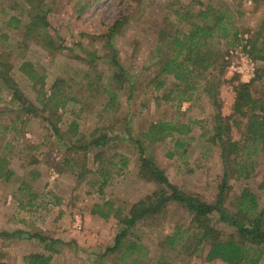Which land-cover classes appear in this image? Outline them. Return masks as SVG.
Listing matches in <instances>:
<instances>
[{"label": "rangeland", "instance_id": "obj_1", "mask_svg": "<svg viewBox=\"0 0 264 264\" xmlns=\"http://www.w3.org/2000/svg\"><path fill=\"white\" fill-rule=\"evenodd\" d=\"M41 4L48 27L38 31L42 40L36 41L25 32L30 11H36L26 0H0V28L5 35L0 50L21 93L20 102L14 100L0 80V160L4 161L0 264H24V257L34 253L51 255L48 264H225L206 260L208 244H195L192 215L173 201L128 230L126 242L137 246L128 256L122 247L114 253L109 249L123 229L116 210L126 214L132 204L160 189L138 176L141 156L157 165L179 191L215 202L223 171L215 138L218 119L227 120L232 140H239L242 129L233 121L239 119L243 127L245 120L232 112L235 87L250 84L252 95L264 102V0H43ZM201 11L210 13L206 21L199 16ZM217 16L227 23L228 34L213 32L209 43L219 53L202 77L219 85L212 94L204 89L201 77L196 89L187 93L190 98L180 100L179 82L172 75H156L159 63L171 53L175 37L188 34L195 24L210 27ZM244 54L254 64L249 79L235 69L245 63ZM24 62L30 63L34 80L20 69ZM158 80L164 85L156 89ZM55 91L60 94L56 111L49 103ZM111 91L116 98L107 108ZM21 103L35 112L23 111ZM160 122L189 125V130L159 139L143 136L150 124ZM13 123L21 130L17 136L10 127ZM52 123L63 138L52 131ZM99 135L107 137L103 146H88L85 152L72 148L78 138ZM136 140L142 145L141 154ZM231 158L245 172L232 170L228 177L222 203L225 215L235 212L236 197L243 189L254 194L262 208L264 149L245 150ZM105 201L112 205L108 218L91 214L93 204ZM207 224L220 239H238L235 228L217 212L208 216ZM51 239L56 241L52 246L56 253L45 250L44 243L51 244ZM258 253V264H264V245L256 247Z\"/></svg>", "mask_w": 264, "mask_h": 264}, {"label": "trees", "instance_id": "obj_2", "mask_svg": "<svg viewBox=\"0 0 264 264\" xmlns=\"http://www.w3.org/2000/svg\"><path fill=\"white\" fill-rule=\"evenodd\" d=\"M42 1L43 0H26L29 8H32L36 12L33 13L31 12L32 10L30 11L31 20L30 23L25 26V32L28 36L32 34L36 41L42 40L38 31L40 29L46 30L48 27L46 11H42ZM208 14L210 15V13ZM209 15L204 11L199 13V16H202L204 21H206ZM211 16L213 15L211 14ZM213 20L212 26L210 27L205 25V23L195 24L193 25V30L188 34L175 37L173 39V45L170 47L171 53L159 63V71L156 75H172L179 82L181 89L178 91V96L179 99L181 98L180 100H183L182 98H185V96L186 98H190V95H187V93L195 90L196 86L202 82V73H205L212 67L214 62L213 58L216 57L217 60L219 52L218 50L215 51L214 45L209 43V40L212 39L213 32L220 31L222 36H227L228 34L227 23H223L224 21L221 16H217ZM9 24L10 22L8 25ZM262 24L264 33V20ZM4 38L5 35L0 28V49H3L1 42ZM20 69L27 74L31 80L36 78L30 63H22ZM10 71L11 65L6 59V54L0 50V80L13 92V99L20 102L21 93L14 80L11 78ZM205 80L206 78H203L204 89L207 91L213 90L212 94H214V87L219 84L216 82L215 85H213L211 82L208 83V79ZM42 85L43 83L40 82L38 89L39 94L42 90ZM163 85L164 82L158 80L157 83H155V88L159 89ZM59 97L60 94L57 91L53 92L49 97V103L51 106L53 105L54 111H56L59 106V101H57ZM115 98L116 93L111 91L110 99L105 107L112 108ZM41 102H43V100H41ZM20 105L25 112H35L34 107H30L28 104L21 103ZM232 112L243 118L245 124L241 127L242 123L239 119L233 121L236 128H240L242 131L239 134V140H232L230 136L231 124L227 122V120L221 122L220 118L218 119L219 124L215 127V138H217L220 146L223 171L219 193L215 202L207 203L199 200L197 197L179 191L157 165L141 156L138 176L145 181L157 183L160 189L153 190L143 199L132 204L126 214L119 208L116 210L115 216L118 218L120 224L123 225V229L115 235L114 245L109 251L114 253L122 247L124 248L125 255L128 256L133 249L137 247L133 241L128 240L126 242L128 230L137 222L148 217L156 216L165 208L167 203L173 201L181 204L192 215L191 220L195 226V233L193 234V236L196 237L195 244L200 245L204 242L208 244L206 253L207 261L218 259L225 264H258L259 253L256 254V247L264 245V206L259 208L254 194L248 192L246 189H243L241 194L236 197V210L234 213L225 215L222 203L226 183L232 170L238 172L240 175L245 172L243 166L239 163L232 164L231 157L237 156L239 153L243 154L245 150H252V152H254V149L256 150L259 147L264 149V102L252 95L250 84L241 83L235 87ZM10 127L13 128L11 130L14 131L15 136L20 134L21 130L16 127V124L13 123ZM51 129L63 138L56 124L52 123ZM188 130L189 125L185 124L177 125L172 122L152 123L147 133L143 134V136L159 139L161 136L170 135L173 132L185 134ZM96 131L98 130L96 129ZM67 133L70 134L69 132ZM106 141L107 137L105 135L92 136L91 139H86L84 137L78 138L75 142H72V148L76 151L85 152L88 146H103ZM135 142L141 154L143 151L142 145L139 140ZM176 144L177 146L182 145L178 141H176ZM100 156V154H96L95 158L100 159ZM2 162L4 161L0 160V171L4 167ZM101 162H104V160H101ZM105 162L107 164H112L109 161ZM122 164L126 166L127 163L126 161H122ZM101 170L103 169L101 168ZM7 173L6 178H9L11 172ZM2 175L3 174L0 172V176ZM101 175H103L102 171L99 172V176ZM104 185H106V181H103L102 186ZM90 212L93 215L106 219L112 212V205L108 201L102 204L95 203L90 209ZM213 212H217L222 221L235 228L238 239L230 237L229 239L223 240L220 239L216 233L214 234L213 229L207 224L208 216ZM39 239L44 242L47 241L46 237L39 236ZM50 242L51 244L44 243L45 250L50 253H56L57 249L52 247L56 241L51 239ZM51 258V255L34 253L24 257L23 261L24 264H48Z\"/></svg>", "mask_w": 264, "mask_h": 264}, {"label": "built area", "instance_id": "obj_3", "mask_svg": "<svg viewBox=\"0 0 264 264\" xmlns=\"http://www.w3.org/2000/svg\"><path fill=\"white\" fill-rule=\"evenodd\" d=\"M242 59L245 63H242L236 66V71L241 74L242 77L249 79L250 78V70H254V64L250 60L251 58L248 57L246 54L243 55Z\"/></svg>", "mask_w": 264, "mask_h": 264}]
</instances>
